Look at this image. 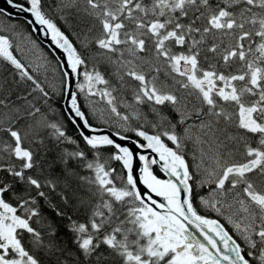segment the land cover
<instances>
[{"label":"snow or ice","instance_id":"6c2138e0","mask_svg":"<svg viewBox=\"0 0 264 264\" xmlns=\"http://www.w3.org/2000/svg\"><path fill=\"white\" fill-rule=\"evenodd\" d=\"M5 2L0 264H264V0Z\"/></svg>","mask_w":264,"mask_h":264},{"label":"trees","instance_id":"16d2710c","mask_svg":"<svg viewBox=\"0 0 264 264\" xmlns=\"http://www.w3.org/2000/svg\"><path fill=\"white\" fill-rule=\"evenodd\" d=\"M54 18H55V14H53ZM23 19L21 18H15V17H11V19H9V17L7 16H0V27L5 28L4 34H10L7 31V28H10L12 25H23L22 28L18 29L22 34L20 36H13V41H14V45L18 44V41L20 37H29V39L32 42H35L36 44L39 45V51L41 50L42 52L47 53L49 56V58L53 61L50 63L51 66L48 65V72H47V81L46 83H48L49 85H51L52 87H49V91L53 90V87H55V84L57 85L58 88L59 87V77H60V72L57 70V59L55 57V55L49 50V48L44 45L43 43L39 42V40H37L34 32L32 31L31 28H29L26 24H24ZM58 24H60L62 27L65 28L66 31L68 32H72L73 30L68 28L66 25L63 24L62 20H57ZM40 51V52H41ZM14 55L17 56V58L21 59V61L23 63H25L26 65L31 64L30 60H31V53H26V52H20V51H14ZM100 70L102 72H105V74L107 75L108 72L111 71L110 68H108L107 66H101ZM56 79L57 83L53 81V79ZM0 79H6L9 83H12L14 79L18 80V73L16 72V70L14 68H12L10 65L7 64V62H4L2 60V58H0ZM41 80H44V75L41 74ZM13 87L15 88V91L18 94L24 95L27 92V86L21 82L19 85H13ZM54 108L58 109V104H55L53 106ZM99 107H104V105L101 103L99 105ZM50 116L52 117H56L59 118V112L58 111H54V112H50L49 113ZM69 134H72V132L74 131L71 126H69ZM205 213H207V210H203ZM211 214V213H210ZM212 215V214H211ZM214 216V215H212Z\"/></svg>","mask_w":264,"mask_h":264},{"label":"rangeland","instance_id":"374dc122","mask_svg":"<svg viewBox=\"0 0 264 264\" xmlns=\"http://www.w3.org/2000/svg\"><path fill=\"white\" fill-rule=\"evenodd\" d=\"M18 39H19L18 44L20 45L22 52L31 53V57H32L30 60L31 63L33 61H35L37 57H40L41 58L39 61L40 63H47V65L51 66L50 63L53 61L48 57L49 55L47 53L42 52L41 50H40L41 52L39 51V45L38 44L33 43L29 39V37H20ZM37 40H39V39H37ZM39 42H41V41L39 40ZM53 81H54V83L55 82L57 83L55 78L53 79ZM55 87H57L56 84H55Z\"/></svg>","mask_w":264,"mask_h":264},{"label":"water","instance_id":"95a60500","mask_svg":"<svg viewBox=\"0 0 264 264\" xmlns=\"http://www.w3.org/2000/svg\"><path fill=\"white\" fill-rule=\"evenodd\" d=\"M0 7H3L5 8L7 11L9 12H12L14 11L13 9H11L10 6H8L5 2V0H0ZM15 11H18V10H15ZM13 17L15 18H21V19H24L26 18V14H19V15H14ZM42 27V26H40ZM36 35V37L44 44L46 45L50 50L51 52L55 55L56 59L58 61H62L63 60V57H64V54L62 53V51L60 50H56L55 52L52 50V46L50 45V38L48 37H45L42 33V31H33ZM73 90L75 91V88L73 87Z\"/></svg>","mask_w":264,"mask_h":264},{"label":"flooded vegetation","instance_id":"af4514ba","mask_svg":"<svg viewBox=\"0 0 264 264\" xmlns=\"http://www.w3.org/2000/svg\"><path fill=\"white\" fill-rule=\"evenodd\" d=\"M206 210V209H205ZM208 211V210H207ZM212 215H214L213 217H215L217 214L216 213H211ZM223 222V221H222ZM227 227H229L231 229V225H226Z\"/></svg>","mask_w":264,"mask_h":264},{"label":"bare ground","instance_id":"6f19581e","mask_svg":"<svg viewBox=\"0 0 264 264\" xmlns=\"http://www.w3.org/2000/svg\"><path fill=\"white\" fill-rule=\"evenodd\" d=\"M24 20V19H23Z\"/></svg>","mask_w":264,"mask_h":264}]
</instances>
